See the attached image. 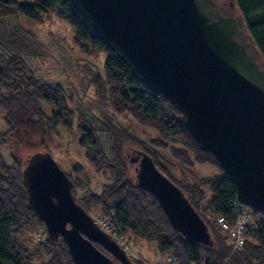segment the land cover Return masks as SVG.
Listing matches in <instances>:
<instances>
[{"label": "trees", "instance_id": "16d2710c", "mask_svg": "<svg viewBox=\"0 0 264 264\" xmlns=\"http://www.w3.org/2000/svg\"><path fill=\"white\" fill-rule=\"evenodd\" d=\"M233 1L264 60V0ZM52 8L70 20L81 45L107 51L105 74L91 68L95 97L89 107H84L86 103L73 107L70 101L78 99L62 83L39 78L27 64L26 57L41 55L43 45L15 17L22 13L43 20ZM0 106L8 125L0 132V264H76L62 235L55 240L45 230V237L32 248L23 240L24 228L45 224L28 198L22 173L25 157H15L8 163L1 152L6 141L17 150H32L60 125L72 128L76 117L86 157L96 171L106 172L110 178L99 192L86 191L78 196L76 192L83 183L68 172L77 200L89 212L99 208L119 233L155 242L161 253L175 255L178 264H264V219L257 229L247 230L241 248L232 250L219 233L215 218L223 214L234 221L237 187L233 179L213 153L199 147L180 119L181 110L166 95L140 81L70 0H0ZM50 106L49 115L46 108ZM121 113L156 128L158 136L147 144L116 119ZM126 141L140 144L180 187L207 223L212 245L187 240L171 225L155 195L136 184L134 169L123 149ZM166 148H171L173 160L162 154ZM208 162L217 163L220 171L192 180L189 175L195 163ZM178 165L182 168L180 176L175 173ZM184 168L189 170L187 174ZM43 254L50 257L41 259ZM130 256L135 264H146L143 257Z\"/></svg>", "mask_w": 264, "mask_h": 264}, {"label": "water", "instance_id": "95a60500", "mask_svg": "<svg viewBox=\"0 0 264 264\" xmlns=\"http://www.w3.org/2000/svg\"><path fill=\"white\" fill-rule=\"evenodd\" d=\"M150 89L166 95L199 147L215 155L237 200L264 211V60L242 15L210 0H70ZM248 39L245 42L244 38ZM136 184L149 190L187 240L213 244L180 187L144 150L129 155ZM28 198L50 237L62 235L76 264H135L76 200L73 180L49 152L23 171Z\"/></svg>", "mask_w": 264, "mask_h": 264}, {"label": "rangeland", "instance_id": "374dc122", "mask_svg": "<svg viewBox=\"0 0 264 264\" xmlns=\"http://www.w3.org/2000/svg\"><path fill=\"white\" fill-rule=\"evenodd\" d=\"M57 8L60 10L59 7ZM57 8L50 9L47 17L43 20L31 18L22 13H19L15 17V20L22 27L33 33L35 39L43 45V48H41L43 53L41 55L26 57V61L31 71L39 78L51 83H62L68 92L78 99V102L70 101L73 107H78L80 103H86L84 107H89L88 105L94 104L95 97V88L91 80V68L98 69L103 75L105 74L107 51L104 47L81 45L75 39L76 32L72 23ZM87 43L91 45L89 42ZM51 110V106L46 108V112L49 115L51 114ZM116 119L128 126L134 135L139 136L147 144H150V139L158 136L156 128L139 124L127 113L117 114ZM7 128L5 111L0 106V132L6 131ZM80 137L78 117H76L72 128L60 125L55 131L45 135L44 143L32 150L26 147L17 150L11 141H6L1 146V152L8 163H12L15 157L20 158L24 156L25 167L34 154L49 152L67 173H72L83 183V186L78 188L76 192L78 196L84 194L86 191L99 192L105 183L110 182L109 175L106 172L94 169V166L86 157L85 148L80 143ZM123 149L126 156H129L133 151L144 150L140 144L130 141H126L123 144ZM161 152L167 159L173 160L171 148L162 149ZM180 166L178 165L175 171L177 176L181 175L180 171L182 168ZM133 169L135 172L134 167ZM184 170H186V174L189 172L185 168ZM219 171L220 166L215 162L195 163L189 176L195 181L199 177L212 176ZM77 195L75 194V196ZM89 213L92 216L94 214H103L97 207ZM45 230V225L44 227H26L24 228L23 240L32 248L39 238L45 237ZM127 245L129 254H132L134 257H143L146 264H169L168 255L161 253L155 242L149 243L143 239H136L131 235L130 238H127ZM105 250L103 251L109 255L111 254L108 250ZM49 257L50 255L43 254L41 259L47 260ZM118 261L120 264H123L119 259Z\"/></svg>", "mask_w": 264, "mask_h": 264}, {"label": "built area", "instance_id": "2783aa9c", "mask_svg": "<svg viewBox=\"0 0 264 264\" xmlns=\"http://www.w3.org/2000/svg\"><path fill=\"white\" fill-rule=\"evenodd\" d=\"M234 212L235 218L233 222L227 215L223 214L217 215L215 218V224L219 233L227 240L232 250L241 248L246 240L247 230L257 229L264 219V211L238 200L234 202ZM93 218L104 230L109 232L126 251L128 250V237L124 233H119L104 213L94 214ZM168 259L169 264H178L175 255L169 254Z\"/></svg>", "mask_w": 264, "mask_h": 264}, {"label": "flooded vegetation", "instance_id": "af4514ba", "mask_svg": "<svg viewBox=\"0 0 264 264\" xmlns=\"http://www.w3.org/2000/svg\"><path fill=\"white\" fill-rule=\"evenodd\" d=\"M210 3L212 7L219 8L225 15L235 16L238 18V16L241 14L233 0H210ZM243 40L245 42H248V39L246 37Z\"/></svg>", "mask_w": 264, "mask_h": 264}]
</instances>
